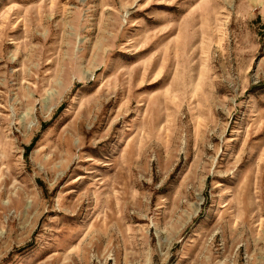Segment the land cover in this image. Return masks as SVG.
<instances>
[{"label": "rangeland", "instance_id": "obj_1", "mask_svg": "<svg viewBox=\"0 0 264 264\" xmlns=\"http://www.w3.org/2000/svg\"><path fill=\"white\" fill-rule=\"evenodd\" d=\"M0 264H264V0H0Z\"/></svg>", "mask_w": 264, "mask_h": 264}]
</instances>
